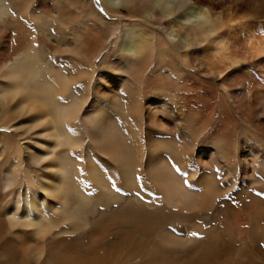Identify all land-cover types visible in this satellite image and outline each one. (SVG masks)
Wrapping results in <instances>:
<instances>
[{
  "label": "bare ground",
  "instance_id": "bare-ground-1",
  "mask_svg": "<svg viewBox=\"0 0 264 264\" xmlns=\"http://www.w3.org/2000/svg\"><path fill=\"white\" fill-rule=\"evenodd\" d=\"M100 2L0 0V264H264V0Z\"/></svg>",
  "mask_w": 264,
  "mask_h": 264
},
{
  "label": "rangeland",
  "instance_id": "rangeland-1",
  "mask_svg": "<svg viewBox=\"0 0 264 264\" xmlns=\"http://www.w3.org/2000/svg\"><path fill=\"white\" fill-rule=\"evenodd\" d=\"M95 4L98 5V6H100V10L104 12V9L101 6L100 0H95ZM151 72H153V71H151ZM154 76H155V74L152 73V77H154ZM152 81H153V79H152ZM252 126H254V124ZM252 126L250 127V129H254L255 126L254 127H252ZM241 181H242L241 179L238 181L237 186L240 187ZM233 195L234 196H238L237 187L235 188V190L230 191V193H227L225 196H223V197H221V199H219V203L221 201L223 203V204L220 203L221 204L220 206L222 208H225V206L227 207V204H225V203L228 202V200H230V199L232 200L233 199L232 198ZM240 198H241L240 201L235 200V201H233V203H231V206L232 207H236L237 212H240L244 208H251L253 205H257V203L254 200V198L251 197V196L249 197V195H247V194L246 195H243L242 194ZM251 198H253V199H251ZM1 213L4 214V212H1ZM240 213H246V210L244 209ZM211 218H212V216H211ZM223 222H224V219H223V217L220 216L219 219L217 220L218 226L220 225V227H218V228H220L219 229V233L220 234H222L223 233L222 231L224 230V229H221V228H223V224H222ZM206 223H207L208 226H210V225H215L216 224V221H212L209 218V219L206 220ZM221 225H222V227H221ZM246 228H248V231H249V228L250 227L248 226ZM125 229L126 230H123V232H121V233H123V234L124 233H127L126 232V231H128L127 230V227H125ZM197 232H200L199 233V236H200V239L199 240H201L202 238H204L205 236H207L208 234H210L211 233V230L210 231L209 230H206V232H205V231H202V230L200 231L199 228H198L197 229ZM207 232H208V234H207ZM137 233H139V232H137ZM203 233L204 234L206 233V235H202ZM260 233H261V230H259L258 235ZM155 235H156L155 234V231H153V232L150 233V236H152L150 238L149 237H143V235L141 233L136 234L135 235V240H140L142 244H144V243L146 244L144 246L143 245H140V246H143V249H142L143 250V253L142 254H144V255L139 254L140 256L135 257V259L137 261L136 260L129 261L130 259L127 258L128 256L126 255L125 258H124V263L123 264H194L197 259L203 260V259H205V256H207V257L208 256H213V253H215L216 252L215 250L217 249V248H215L213 246V244H211V243H216V241L215 240H213V241L211 240V241H208V244L207 245L206 244H203L202 245V246H204L203 249H201L197 253L192 254V255H190V254L189 255H186L185 254V255L179 256V255H177L179 253L169 252V249H166V251H165V249H162V246L159 245L158 241L155 238ZM210 236H212V235H210ZM203 242H205V241H203ZM79 243H80V241L77 240L75 244H77V246H79ZM106 244L107 243H104V245H106ZM231 244H233V243H231ZM257 245L264 249V241L263 240H259L257 242ZM211 247L214 248V249H212ZM234 247H236L235 244H233L232 250L234 249ZM175 250H178L180 252V249H178V248L175 249ZM229 252H230V250L228 249V254L227 255H229ZM180 257H183V258H180ZM132 259H134V257ZM127 261H129V262H127ZM108 262H111L109 264H117V263H113V259H110V258H106L105 257L104 263L105 264H108ZM79 263L82 264V260ZM214 263L217 264V261H214Z\"/></svg>",
  "mask_w": 264,
  "mask_h": 264
},
{
  "label": "snow or ice",
  "instance_id": "snow-or-ice-1",
  "mask_svg": "<svg viewBox=\"0 0 264 264\" xmlns=\"http://www.w3.org/2000/svg\"><path fill=\"white\" fill-rule=\"evenodd\" d=\"M261 55H264V53H262ZM193 235H197L196 233H193Z\"/></svg>",
  "mask_w": 264,
  "mask_h": 264
}]
</instances>
